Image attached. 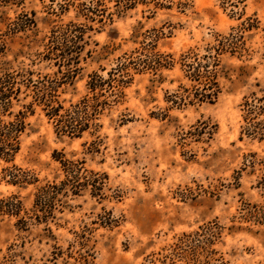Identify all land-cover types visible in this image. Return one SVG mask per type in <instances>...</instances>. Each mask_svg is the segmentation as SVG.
Returning <instances> with one entry per match:
<instances>
[{
	"label": "rangeland",
	"instance_id": "rangeland-1",
	"mask_svg": "<svg viewBox=\"0 0 264 264\" xmlns=\"http://www.w3.org/2000/svg\"><path fill=\"white\" fill-rule=\"evenodd\" d=\"M173 2L138 6L90 33L92 56L75 84L60 90L66 107L87 94L90 75L107 77L145 38L157 40L166 66L135 75L99 128L70 139L57 137L40 109L27 118L15 161L0 162V201L16 196L23 210L19 218L0 214V264H264V0ZM24 3L6 17L35 11L37 27L6 35L1 25L0 62L53 77L56 68L31 63L55 25L49 0ZM210 56L220 88L212 102L185 65ZM56 153L87 172L79 195L60 197L62 213L39 223L35 196L60 176ZM13 165L41 183L10 184Z\"/></svg>",
	"mask_w": 264,
	"mask_h": 264
},
{
	"label": "trees",
	"instance_id": "trees-1",
	"mask_svg": "<svg viewBox=\"0 0 264 264\" xmlns=\"http://www.w3.org/2000/svg\"><path fill=\"white\" fill-rule=\"evenodd\" d=\"M25 1L0 0V28L5 25L6 35L36 29L35 11L21 12L15 20L6 17L12 7L23 8ZM173 1L49 0L46 13L50 18H56L52 21L55 25L46 38L43 51L37 53L31 63L32 66L47 64L45 69L56 68L53 77L42 76L30 67L26 68L23 63L17 69H4L0 62V162L13 164L27 130L26 120L37 109L53 124L57 137L78 139L90 130L99 128L98 121L104 112L125 100V91L131 86L135 75L145 71L156 75L166 68L158 61L161 55L156 51L157 40L147 42L145 38L140 49H135L132 56L126 55L116 60L107 77L98 73L90 75L86 84L87 94L81 100L69 107L60 100L61 88L75 84L83 70L82 63L93 54L87 47L90 45L89 35L95 30V25L111 26L115 19L124 17L138 6L171 9ZM71 12L75 13L74 19L64 23L63 18ZM230 38L239 42L243 39L242 35H231ZM223 43L220 42L221 51L226 47ZM5 45L0 40V55L4 52ZM237 47L232 46V49ZM104 53L106 56L111 54L109 51ZM208 60H211V56L206 64L195 58L192 63L185 65L188 68L187 78L195 83L194 88L204 91L203 99L212 102L218 98L220 88L217 73L210 68ZM54 160L60 164V176L54 182L40 184L35 196L36 212L42 214L39 223L47 224L50 219L55 218V212L62 213V209H58L61 207L58 204L60 197L79 195L81 190L77 185L80 180L85 179L84 174L87 172L83 162L70 161L62 154L56 153ZM12 168L14 172L8 174L10 184L24 188L41 183L30 172L22 171L14 165ZM61 176L62 180L57 182ZM86 185L87 180L83 187ZM22 211L21 201L16 196L0 201V214L19 218Z\"/></svg>",
	"mask_w": 264,
	"mask_h": 264
}]
</instances>
